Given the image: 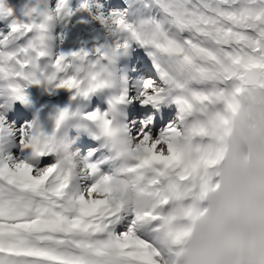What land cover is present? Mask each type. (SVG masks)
Masks as SVG:
<instances>
[{"label":"snow or ice","instance_id":"snow-or-ice-1","mask_svg":"<svg viewBox=\"0 0 264 264\" xmlns=\"http://www.w3.org/2000/svg\"><path fill=\"white\" fill-rule=\"evenodd\" d=\"M0 264H264V0H0Z\"/></svg>","mask_w":264,"mask_h":264},{"label":"rangeland","instance_id":"rangeland-1","mask_svg":"<svg viewBox=\"0 0 264 264\" xmlns=\"http://www.w3.org/2000/svg\"><path fill=\"white\" fill-rule=\"evenodd\" d=\"M21 3V0H10V4L13 6H18Z\"/></svg>","mask_w":264,"mask_h":264},{"label":"bare ground","instance_id":"bare-ground-1","mask_svg":"<svg viewBox=\"0 0 264 264\" xmlns=\"http://www.w3.org/2000/svg\"><path fill=\"white\" fill-rule=\"evenodd\" d=\"M7 2L10 4V0H7ZM11 5V4H10ZM38 100H39V98H37V97H34V103H38Z\"/></svg>","mask_w":264,"mask_h":264}]
</instances>
